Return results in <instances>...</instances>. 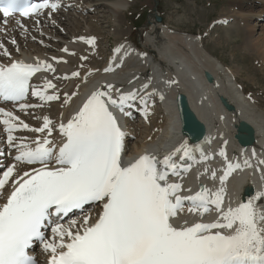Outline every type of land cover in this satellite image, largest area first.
<instances>
[{
    "label": "snow or ice",
    "instance_id": "obj_1",
    "mask_svg": "<svg viewBox=\"0 0 264 264\" xmlns=\"http://www.w3.org/2000/svg\"><path fill=\"white\" fill-rule=\"evenodd\" d=\"M60 7L49 0H0V19L6 30L8 18L16 13L38 17L45 9L50 15L51 10ZM79 39L90 45L96 43L94 36ZM12 43H16L15 39ZM0 49L5 56L10 55L2 43ZM63 51L69 50L65 47ZM42 71L55 72L56 68L40 59L32 63L22 59L0 63V98L23 101L30 93L42 101L60 100L51 79L45 78L42 87L30 83ZM80 75L79 71L71 72L72 77ZM148 87L147 83L142 85L144 89ZM49 88L53 89L51 94ZM76 95L65 92L63 104ZM137 95V90L120 92L108 83L91 91L66 122H53L48 115H42L36 117V127L13 110L0 107L7 145L17 152L15 163L0 166V264H38L31 254L36 243L48 253L47 264H264V206L256 203L264 200V191L234 207L230 203L225 207L227 181L242 167L229 160L225 148L220 150L226 161L218 177L220 186L211 190L202 184L192 195H181L183 185L172 180L180 176L183 167L177 159L184 161L192 156L193 148L187 139L162 159L145 152L128 162L123 160L126 132L111 108L124 112L125 104L135 101ZM140 99L146 104L143 96ZM160 99H164L162 94ZM42 107L19 104L21 111ZM17 129L41 135L29 143L26 137L13 135ZM57 129L62 138L59 144L51 138ZM227 143L225 140L224 145ZM259 163L264 165V159ZM19 164L39 166L24 170ZM243 164L252 166L248 159ZM211 176L216 179L217 172L212 170ZM90 203L101 205L95 219L84 215L81 221L71 220L67 226L61 222L73 210L84 211ZM186 203L190 205L188 213L201 216L213 206L217 218L211 222L185 219L178 223ZM49 229L51 238L47 236Z\"/></svg>",
    "mask_w": 264,
    "mask_h": 264
},
{
    "label": "bare ground",
    "instance_id": "obj_2",
    "mask_svg": "<svg viewBox=\"0 0 264 264\" xmlns=\"http://www.w3.org/2000/svg\"><path fill=\"white\" fill-rule=\"evenodd\" d=\"M49 2L58 3L61 7L58 10H51L50 15L47 14L49 10L45 9L38 17L35 14L30 17H20L17 19L20 21L19 25L8 19L6 30L5 26L0 23V43L10 53L9 56H5L3 49H0V63L7 64L12 59H22L27 63H32L36 59H40L47 60L56 68L55 72L37 73L34 85L42 87L45 78L51 79L57 85L56 91L60 95V100L42 101L38 97L32 96L23 103L41 104L43 107L21 111L19 103L12 106L16 115L31 127L39 126L36 117L42 115H48L53 122L61 119L66 122L75 114L91 91L102 88L108 83H113L121 92L137 90L138 95H143L146 101V104L142 102L140 104L147 106V111L145 112V109L139 107L133 109L130 114L141 119L145 117L143 125L145 135L140 141L135 142L136 132L139 129L130 127V123L119 122L122 130L126 132L125 143L129 146V155L123 160L128 162L145 152L155 154L162 159L164 155L178 146L181 140L185 139L180 132V122L175 105L176 95L182 93L186 96L196 118L204 125L205 136L200 144L193 147L192 153H195V156L185 158L184 161L177 159V163L187 166V171L179 177H172V180L176 179L180 182L185 191L188 189L192 191L198 184L215 190L220 186L218 177L222 174L226 164L224 157L220 155V150L223 147L229 160L233 163H240L242 166L241 169L234 171L227 181L225 207L229 203L233 207L240 203L242 189L245 186H251L253 191L245 198L244 202L264 191V165L259 163L264 159V110L259 109L255 105V101L238 84L235 79V71L208 52L199 37L188 34H172L163 24L157 23L149 16L147 23L149 32L143 39L144 46L149 49L148 54L139 50L131 41L120 40L114 48H111L113 52L109 60L97 67L89 63V56L93 57L97 53L96 43L90 45L86 43V40L79 39L81 36L97 37L91 28L90 23L92 22L89 23L86 20L87 14L90 13V10L102 9L116 23L120 14H123V11L127 9L129 0H49ZM234 2L236 8H234L232 16H229L232 19L233 17L238 18L246 30V41L254 51L255 57L258 62L264 64V25L259 23L264 21V0H234ZM255 4L261 5V10L258 12L251 9V6ZM245 6L250 9H244ZM61 11L70 12L71 17ZM229 16L221 18L226 20V17ZM71 18L76 27L80 26V19L86 20L84 26H81L82 33H78L76 29L68 30L66 27H62L65 24L68 26L72 24L70 23ZM68 19L71 21L65 23ZM53 20L55 24L52 23ZM258 30H260L259 33H257ZM13 39L16 41L15 44L12 43ZM156 40L164 41L163 48L157 49ZM65 47L68 48V52L63 51ZM117 48L119 51H116ZM53 57L57 59L53 60ZM82 57H87V59H82ZM130 63L132 64L130 65ZM106 68L110 70L105 71ZM72 71H79L80 77H72ZM205 71L212 74V83L205 81L203 75ZM65 77L68 78L65 79ZM169 81H175V83H169ZM145 83L149 85L147 89L142 88ZM47 91L51 94L53 89L49 88ZM65 92L69 94L76 92L77 95L73 96L68 104H63ZM150 94L152 97L149 96ZM161 94L164 96L163 100L160 99ZM113 95L115 96V93ZM220 97L225 98L233 105L234 109L227 110L223 107ZM154 99H157L159 108L163 112L165 120L163 124H157L153 118L152 109L148 106ZM32 118H34L33 121ZM239 120L246 121L255 129V142L251 147L241 148L233 138L234 125ZM152 122L154 124L151 125ZM149 124L150 127H148ZM151 128L155 131L149 132ZM13 135L26 137L25 142L30 143L32 139L41 134L32 133L26 129H17ZM6 136L4 125L0 123V152L5 153V163L8 165L13 163V154L16 150L8 147ZM51 138L54 141L60 139L58 129L53 132ZM225 140L228 142L227 145H224ZM192 144H196V142ZM245 159L250 161L251 167L244 166ZM0 163L3 165L4 161H0ZM18 167L22 168L20 165ZM22 169L26 170L27 168ZM212 170L217 172L216 179L211 176ZM7 190L8 186H6ZM0 203H3L2 198H0ZM256 203L258 206H264V200H258ZM210 207L211 211L206 219L200 217L198 213L186 215L184 211L180 214V219L177 222L182 223L185 219L189 222H211L217 218L218 213L213 206ZM96 210L97 206H92L75 220L79 222L84 215H89L90 211ZM70 221L63 224L67 226ZM51 235L49 230L47 236L51 238Z\"/></svg>",
    "mask_w": 264,
    "mask_h": 264
},
{
    "label": "rangeland",
    "instance_id": "obj_3",
    "mask_svg": "<svg viewBox=\"0 0 264 264\" xmlns=\"http://www.w3.org/2000/svg\"><path fill=\"white\" fill-rule=\"evenodd\" d=\"M235 4L234 0H158L156 12L152 10L153 0H129L127 9L123 11V14H120L119 22H116L117 25L104 10H94L96 13L90 10L86 20L89 23L92 22L90 23L91 28L97 35V45L95 47L97 53L93 57L87 54L89 63L97 67L103 65L111 53L107 45L114 47L120 40L131 41L137 47H140L141 51L148 54L149 49L144 46L143 39L149 32L147 22L150 13L157 14L162 18L161 24L172 34H188L199 37L208 52L225 66L235 71V79L238 84L255 101V105L264 110V64L258 62L257 57H255L254 51L246 41V30L240 24L238 18L233 17L232 19L231 17L234 8H236ZM251 7L252 10L257 12L261 10V5L258 4ZM244 9L250 8L245 6ZM61 12L65 15L67 13V16L71 17L70 12ZM224 16L230 17H226L227 23L215 22ZM71 19H68V22L65 23H69ZM86 20L80 19V26L76 27L72 19L70 22L72 24L69 26L65 24L62 27H66L68 30L76 29L78 33H82L81 26H84ZM259 23L264 25V21ZM59 29L65 32L63 29ZM155 45L159 50V48H163L164 41L156 40ZM71 63L75 64L74 62ZM159 107V104H157L153 108V118L157 124H163L165 120ZM33 120L34 118H32ZM130 127L139 129L135 142L140 141L145 135V129L141 127V122H132ZM153 128L149 129V132L154 130Z\"/></svg>",
    "mask_w": 264,
    "mask_h": 264
},
{
    "label": "water",
    "instance_id": "obj_4",
    "mask_svg": "<svg viewBox=\"0 0 264 264\" xmlns=\"http://www.w3.org/2000/svg\"><path fill=\"white\" fill-rule=\"evenodd\" d=\"M154 3L157 4V0H154ZM156 19L157 21H160L159 17ZM204 74L208 82H212V75L208 71H205ZM220 102L227 110L234 109L233 105L229 104L225 98L220 97ZM176 106L181 121L182 133L187 135L193 141L202 138L205 134V127L194 115L184 94H177ZM254 134V128L246 121L240 120L238 125H236V133L234 137L237 139L240 146L247 147L252 145V143L255 141ZM245 191L249 192L250 188H246Z\"/></svg>",
    "mask_w": 264,
    "mask_h": 264
}]
</instances>
